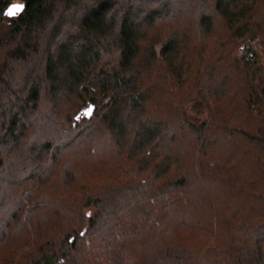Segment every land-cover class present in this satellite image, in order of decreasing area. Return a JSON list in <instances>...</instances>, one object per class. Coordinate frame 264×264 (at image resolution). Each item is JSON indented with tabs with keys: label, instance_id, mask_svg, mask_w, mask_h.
Instances as JSON below:
<instances>
[{
	"label": "trees",
	"instance_id": "obj_1",
	"mask_svg": "<svg viewBox=\"0 0 264 264\" xmlns=\"http://www.w3.org/2000/svg\"><path fill=\"white\" fill-rule=\"evenodd\" d=\"M0 24V241L48 165L124 178L60 197L75 216L15 264H264V0H0Z\"/></svg>",
	"mask_w": 264,
	"mask_h": 264
},
{
	"label": "rangeland",
	"instance_id": "obj_2",
	"mask_svg": "<svg viewBox=\"0 0 264 264\" xmlns=\"http://www.w3.org/2000/svg\"><path fill=\"white\" fill-rule=\"evenodd\" d=\"M176 22L177 19H171V28L175 26ZM6 30V26L0 24V41ZM159 33H161V30ZM218 37L221 40L223 39V31H219L217 28V31H214L208 38L206 47L203 50V53L206 54L204 58H207L209 55V48L211 49L213 46H217L218 48V44H216ZM214 42L215 44H213ZM254 46L262 50L259 40L255 41ZM185 50L188 51L187 48ZM208 110L206 102L202 99L195 98L182 107L181 113L191 122L199 124L208 117ZM35 134L36 131L32 134H26V140H24L23 143L32 144L36 137ZM87 155L82 157L78 155L77 158L75 156H69V159L66 160L67 166H61L62 163H60V160L58 163H54L53 166L48 165L47 169L50 170V176L48 175L47 184L43 187L45 196L41 198V209L30 213V218L34 220L31 222L32 224L30 223L31 225H25L24 223L19 225L18 222L12 223L11 221L9 228H6L8 232L7 239L0 241V264H15L20 258H26L27 254L24 253H26L27 248L24 244L29 241V237L35 239L36 243L40 245L46 240L45 236L47 234L56 233L59 239L60 226L68 221V217L75 216L72 212H66L63 209L60 210V197H66L68 200L76 197V199H78L76 201H79L81 200L79 198H83V196L80 195L83 192L85 193L86 188L95 187L96 190L98 189L100 191L101 187L107 188L115 186L123 181L124 178L121 177L122 174H120L119 179L116 180V175L118 174L114 171L117 166H121L120 162L112 163L108 160L99 164V166H89L91 163V155ZM106 167H108L109 173L102 172L103 168L104 170L107 169ZM42 171L43 170H40V172ZM65 171H67V173ZM36 176H40V180L44 179L43 174L39 173ZM33 183L36 186L38 185L35 180H33ZM17 199H19V196H14L13 200L10 201L13 203V201H17Z\"/></svg>",
	"mask_w": 264,
	"mask_h": 264
},
{
	"label": "snow or ice",
	"instance_id": "obj_3",
	"mask_svg": "<svg viewBox=\"0 0 264 264\" xmlns=\"http://www.w3.org/2000/svg\"><path fill=\"white\" fill-rule=\"evenodd\" d=\"M24 8V5L22 4H17V5H13L11 8H9V10L7 11V15L9 17H12V16H16L17 14H19ZM91 110H89L90 112Z\"/></svg>",
	"mask_w": 264,
	"mask_h": 264
},
{
	"label": "water",
	"instance_id": "obj_4",
	"mask_svg": "<svg viewBox=\"0 0 264 264\" xmlns=\"http://www.w3.org/2000/svg\"><path fill=\"white\" fill-rule=\"evenodd\" d=\"M17 4H22V5H24V8H25V4H23V3H19V2L12 3V4H10V5L7 7V9L5 10V12H4V16H5V17H9V16L6 14L7 11H8L9 8H11L13 5H17ZM24 8H23V9H24ZM22 11H23V10H22ZM22 11H21V12H22ZM21 12H20V13H21ZM17 15H18V14H17ZM12 17H14V16H12ZM9 18H11V17H9Z\"/></svg>",
	"mask_w": 264,
	"mask_h": 264
}]
</instances>
